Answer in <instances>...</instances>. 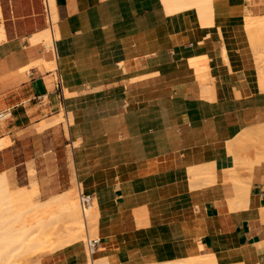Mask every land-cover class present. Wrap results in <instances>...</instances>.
Instances as JSON below:
<instances>
[{"label": "crops", "instance_id": "1", "mask_svg": "<svg viewBox=\"0 0 264 264\" xmlns=\"http://www.w3.org/2000/svg\"><path fill=\"white\" fill-rule=\"evenodd\" d=\"M54 2L53 47L24 39L47 28L41 0H31L38 15L28 32L0 41V112L9 113L0 119V139H9L0 147V172L14 181L13 172L25 178L32 167L44 199L89 178L90 186L104 181L90 193L96 250L112 244L117 264L158 260L153 243L141 239L144 229L216 217L229 205L230 242L215 250L216 262L264 264V161L237 171L248 186L245 206L234 201L232 179L206 182L199 173L226 158V143L243 131L264 132V87L241 25L205 26L201 38L175 42L163 0ZM245 7L264 16V0H245ZM202 56L207 81L193 63ZM52 61L57 67L46 68ZM199 240L215 244L209 232ZM191 243L174 245L184 254ZM40 264H89L88 251L73 242Z\"/></svg>", "mask_w": 264, "mask_h": 264}, {"label": "bare ground", "instance_id": "2", "mask_svg": "<svg viewBox=\"0 0 264 264\" xmlns=\"http://www.w3.org/2000/svg\"><path fill=\"white\" fill-rule=\"evenodd\" d=\"M163 2L165 3L167 14L169 16V27L175 42L181 39L191 40L195 38H201L200 29L205 26L216 25L220 27L221 25L239 24L245 28L246 25L252 24L257 28L264 29V16H253L251 13H249L247 8L245 7V0H163ZM54 3L55 2L53 0V7L55 9ZM52 17L50 12L48 27L32 35L30 37L31 42L44 40V43L47 46L53 47L54 38L57 37V14L55 13L54 20ZM53 29L56 30L55 36L53 34ZM4 36L3 26L0 23V41L4 39ZM247 36L250 45L254 43V41H252L251 39V36L248 34ZM253 50L255 49H252V51ZM225 52L226 51L223 48L222 53L227 60V55L225 54ZM193 63L196 66L197 70H201L204 67L205 57H198L197 59L193 60ZM46 67L49 69H55L57 67V64L54 61L48 62L46 64ZM66 69L67 67L65 66V63L62 62V64L60 65V71L63 72ZM257 74L259 87H264V70L258 69L257 67ZM205 93L209 96L217 97H224L230 94L228 90L216 92L213 89H206ZM69 116L71 118L70 113ZM5 139L6 138L4 137L3 140L0 139V147L4 145L6 141L9 142V139H7L6 141ZM226 145L228 151L227 157L212 165H206L199 171V173L205 176L206 182L214 181L216 178H219L223 181L232 179L233 190L235 193L234 201H236L241 206L248 205V186L246 184V181L244 179H241V175L238 172L244 166L250 164L249 166L251 167L252 164L264 161V132L258 131L256 133H252L249 131H243L233 140L226 143ZM208 162L209 161H207V164ZM139 170L140 169H135L133 171H130L129 173L132 172V174H135L139 172ZM29 171V174H33L34 172L32 167L29 168ZM8 173L11 172L8 171ZM10 175L12 177V174ZM10 175H8L5 171L0 172V242L7 244H5V249L7 248V246H9V248H7L6 250L7 252L9 251L11 253V251L13 252L19 247L21 248L24 245L26 246L24 242L27 238L30 239V236L32 235L31 233H33V230L31 229L32 226L33 228L34 226H39L41 229H48V233L55 234L60 229V231L68 234L69 241H81L84 235H86V239H88L90 237L89 234L95 236L93 238L97 239V206L95 201H90L87 208L83 210L80 208L74 190L68 189L63 193H57L52 196L50 195L48 199L38 204L32 201V194H36L39 191L36 180L32 179L30 181L32 183V189L31 191L27 192L23 189V187L15 185V182L10 177ZM121 175L125 176L128 174L126 171H124ZM89 182H92L91 178L84 181V183ZM104 183V181H96V183L93 184L97 187ZM80 184L81 182H78L77 184L78 192L81 189ZM229 206L222 207L220 209L219 215L216 217H197V219L195 220L198 223L199 221H202L201 224L195 222V225L203 227V229L198 232V235L196 234L197 237L194 240L196 242L198 251L200 252L199 257L203 258L200 262H198L199 264H218L214 256L215 250L219 247L227 246L229 244L230 236L227 231L226 233L222 234V237L220 239L216 237V231L222 230L223 227H227L229 224L228 211L231 208H234ZM79 208L81 214L79 212ZM262 209H264V207H262ZM61 214L64 220L63 225L61 226L62 228L59 227L57 231L51 230V223L57 217V215ZM180 224L183 223H179L176 225ZM139 225L142 227L141 223H139ZM176 225L164 226L162 228L156 229H144L143 237L141 238L142 241H151L156 248L158 255V260L156 262L146 264H181L184 260H187V258L184 259L182 257L171 258L170 250H168L167 248L170 243L163 242L160 239V237H164V235H176L180 237L183 234V230L174 228V226ZM204 232H209L212 235L215 241L213 247L208 248L200 243L199 236ZM42 233L45 232H43L42 230ZM60 233L61 232H59L58 234ZM2 245L3 244H0V249H3ZM12 245L16 246L12 247ZM97 250L89 252V264H115V254L110 256L105 253H99L95 256L94 254ZM2 253L3 255H0V264L16 263V259L13 258L14 256L11 258L12 255H10V253H8V255L3 251Z\"/></svg>", "mask_w": 264, "mask_h": 264}, {"label": "rangeland", "instance_id": "3", "mask_svg": "<svg viewBox=\"0 0 264 264\" xmlns=\"http://www.w3.org/2000/svg\"><path fill=\"white\" fill-rule=\"evenodd\" d=\"M30 3H31V0H0V6H1L0 23L3 25L4 31H5V38L2 41H4L7 38V36H8V38L14 37V39H17V37H20V35L22 33L28 32V30H29L28 25L31 24V22L33 21V18L38 15L37 13H35L33 11V7L30 5ZM49 3H50L51 17L53 16L52 18L54 20L55 9L53 7V0H49ZM41 13L45 17V27H48L49 23L46 19L45 13L42 10H41ZM241 27H242L243 32L244 33L246 32L248 35H250L252 41H254V43H252L250 46H251V49H255L252 52H253L254 61H255L256 73H257V67H258V69L264 70V29L257 28L256 26H254L252 24L246 25L245 28L242 25H241ZM28 36L29 35L26 33V35H24V39H25V41H27L28 43L31 44ZM257 38H259V39H257ZM39 43L41 45L45 46L43 41H41ZM202 74H203V77H201L203 79L202 81H207V79L209 77L207 67L203 69ZM197 76L201 80L199 73H197ZM257 78H258V74H257ZM60 114H61L60 118L62 120L61 122L64 126L65 133L67 134L68 133V132H66L67 131V124H66L67 121L65 119V116L63 115L62 110L60 111ZM62 118H64L65 121ZM69 122L71 124V131H72V135H73V145H76L77 139L75 137L74 127L72 126L73 122H72V120H69ZM29 172H30L29 166L27 167L25 178H24L22 172L20 173L18 178L15 177V174L13 172L15 185H17V186L20 185L27 192L31 191V189H32V185H31L32 183L30 181L32 179L37 180L36 172L34 171L33 174L30 173L31 175L29 174ZM30 178H32V179H30ZM80 186H81V190L85 191V192L91 193L95 190L94 186L87 185L86 183H84V181H83V183L81 182ZM38 188H39V191L36 194L35 193L32 194V201L40 204L42 201H45L46 199H44L45 198L44 190L41 188V185L39 184V182H38ZM69 189L74 190L75 196L78 199L77 184L74 183L73 186L70 187ZM65 191H63V192H65ZM63 192H61V193H63ZM90 206H91V204H90ZM79 212L81 214L80 208H79ZM47 213H48V211H47ZM63 221L64 220H63L62 214L57 215V217L51 223V226H50L51 230L57 231L59 227L62 228L61 226L63 225ZM195 222H197V221L186 222V223L174 226V228H176V229H182L183 230V234L180 237L176 236V235L175 236H170V235L165 236L164 235V237H160V239L163 242H169L170 243L167 248H168V250H170V255H171L170 257L171 258L172 257L173 258L182 257L184 259L187 258V260H184L181 264H199L198 262H200L203 259L202 257H199L200 252L198 251V248L196 246V242L194 241L198 235V232H200L203 229V227L199 226V225H195ZM201 223H202V221H199L198 224H201ZM37 227H39V226H36V227L34 226V228H33V226L31 227V229L33 230V233L30 232L32 234L30 236L31 240L29 238H27L25 240L24 243L26 244V246L24 245L21 248L19 247L16 250H14L13 252L11 251V253L9 251L8 252L6 251L7 248H9V246H7V248L5 249L6 243L0 242V244H3L2 245L3 249L2 248L0 249V255H3L2 251L7 255H8V253H10V255H12L11 258L14 256L13 258L16 259L15 264H40L41 257L43 255H45L46 253H49V252L53 251L54 249H57L59 247H62V246H65L67 244L74 242V241H69L68 240V238H69L68 234L64 233L63 231H60V229L55 234V233H48V229H43V228L41 229L39 227L41 229L40 230ZM42 230L45 233H42ZM226 231H227V227H223L222 230L216 231V237L218 239H220L222 237V234L226 233ZM59 232H61V233L58 234ZM89 236H90L89 238L95 237L91 234H89ZM187 239L190 240L192 243L187 245V248L183 254L181 252L182 248L180 247V245H174V243L186 241ZM28 240H30L31 242ZM81 241L84 243L85 248H86V242H87L86 235H84V237ZM15 246L12 245V247H15ZM107 247L110 248V250H111L110 254H108V255H110V256L114 255V254L116 255L115 249L111 244L110 245L100 244V247L96 251L97 253L95 252L94 255L96 256L99 253H104V250ZM10 248H11V246H10ZM88 258H89V253H88ZM116 262H117V257H116ZM116 262H115V264H117ZM176 264H180V263H176Z\"/></svg>", "mask_w": 264, "mask_h": 264}, {"label": "built area", "instance_id": "4", "mask_svg": "<svg viewBox=\"0 0 264 264\" xmlns=\"http://www.w3.org/2000/svg\"><path fill=\"white\" fill-rule=\"evenodd\" d=\"M41 2H42L43 12L45 13L46 19L49 23V20H50V4H49L48 0H41ZM58 84L60 85V81H58ZM8 114L9 113L6 110L1 111L0 112V119L6 118L8 116ZM78 201H79L80 208L85 210L91 201V194L87 193L85 191H82L80 189L78 192ZM97 242H98V240L95 238H88L87 239L86 248H87L88 253L96 250Z\"/></svg>", "mask_w": 264, "mask_h": 264}]
</instances>
